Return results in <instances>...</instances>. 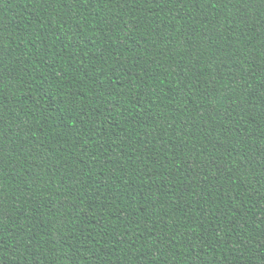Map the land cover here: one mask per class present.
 Listing matches in <instances>:
<instances>
[{
	"label": "trees",
	"instance_id": "1",
	"mask_svg": "<svg viewBox=\"0 0 264 264\" xmlns=\"http://www.w3.org/2000/svg\"><path fill=\"white\" fill-rule=\"evenodd\" d=\"M0 264H264V0H0Z\"/></svg>",
	"mask_w": 264,
	"mask_h": 264
}]
</instances>
